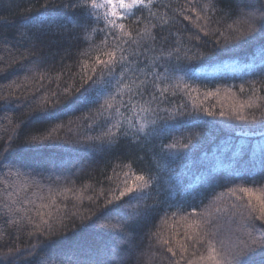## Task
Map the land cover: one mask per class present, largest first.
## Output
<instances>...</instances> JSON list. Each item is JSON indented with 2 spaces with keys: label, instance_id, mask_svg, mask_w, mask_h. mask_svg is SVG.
<instances>
[{
  "label": "trees",
  "instance_id": "16d2710c",
  "mask_svg": "<svg viewBox=\"0 0 264 264\" xmlns=\"http://www.w3.org/2000/svg\"><path fill=\"white\" fill-rule=\"evenodd\" d=\"M74 2L76 0H0V61H3L0 63L3 69L0 92L7 96L8 86L13 81L28 88V91L19 90L14 97L0 99V264H136L142 253L150 254V264H175L179 256L172 258L156 243L153 233L161 229L162 220L167 216L169 227L164 236L174 240L183 238L186 229L181 217L193 209L211 214L215 226L208 230L217 232L214 239L223 240L225 245L235 242L237 236L243 235L236 223L238 218L223 211L235 198L225 197L215 204L213 200L217 194L238 185L257 191L264 189V173L259 167L264 127L229 118L233 109L252 94L250 85L255 84L260 89L264 80V43L260 37L225 44L218 34L203 37L201 33L200 41L188 45H196L188 53L191 59L184 57V50L179 60L175 53L169 58L167 53L171 47L168 45L161 55V36L179 31L187 40L198 30L192 21L176 15L175 10L182 5L185 9L188 7V0H153L151 11L158 16L166 12L169 18L175 16V27L154 29L157 35V43L151 45L154 50L138 55V63L129 66L131 71H126V76L130 80L136 72L145 80L148 91L158 96L160 89H167L166 99L160 105L162 119L157 120L156 125L148 124L147 135L141 133L137 138L129 132L127 138L120 136L109 144L96 139L107 129L104 117L90 118L104 103L107 92L97 97L98 103L87 106L66 107L72 97L58 95V105L49 103L38 107L52 92L59 94L69 86L79 85L80 64L86 59L81 53L90 45H98L105 35L92 32L91 28L85 32L72 25L69 32H49L50 25L75 22L81 17V9L69 6ZM205 2L196 0L197 4ZM244 3H254V0H220L217 8L230 12ZM98 11L102 16L106 10ZM136 16L148 17L149 9L136 12ZM213 19L220 23H212L211 28L219 27L227 34V25L232 20L222 13ZM92 27H104L103 20ZM217 39L219 45L215 43ZM33 51L35 55L31 54ZM13 57L17 62L8 66ZM41 74L45 75L43 81L25 80V77ZM111 90L115 92L116 81L112 82ZM257 95L264 96V91H258ZM148 98L145 94L144 99ZM123 99L127 100L128 96L125 94ZM133 103L142 102L137 98ZM163 109L172 112L173 117ZM221 112L227 115L222 117ZM251 112L259 119L260 112L256 109L244 110L245 115ZM138 113V108L121 109V118H126L125 128L130 122L139 124L144 114ZM154 128L160 131L153 132ZM49 134L51 139L31 142V137ZM185 143L190 146L183 148ZM171 144H176V149L162 150V145ZM251 161H256L254 168L250 167ZM129 163L133 170L151 172L158 178V196L154 191L141 202L142 206L153 205L157 199L159 203L153 210L128 222L123 235L132 243L125 244L111 228L120 221L124 208L105 205L108 190L114 188L127 171L122 165ZM102 190L105 195L100 194ZM89 196L93 199L89 200ZM53 199L61 208L67 206L65 211L69 216L63 226L57 224L51 236L30 235V227L13 225L12 214L4 207L5 204L24 207L35 216L41 204ZM14 201L18 202L13 204ZM217 208L222 211L217 212ZM73 212L79 215H71ZM173 212L177 213L175 217ZM83 217L91 219L82 220ZM262 228L264 225L256 221V232ZM118 250L119 255H116ZM253 259L259 262L261 257L257 254Z\"/></svg>",
  "mask_w": 264,
  "mask_h": 264
},
{
  "label": "snow or ice",
  "instance_id": "6c2138e0",
  "mask_svg": "<svg viewBox=\"0 0 264 264\" xmlns=\"http://www.w3.org/2000/svg\"><path fill=\"white\" fill-rule=\"evenodd\" d=\"M219 2L220 0H206L203 4H197L196 0H188V7L186 9L182 5L179 9L175 10L176 15L182 16L183 20L192 21L198 31L189 36L187 40L184 39L179 31L175 33L170 31L169 36H161V55L164 54L165 45H168L171 47V50L167 53L169 58L175 53L176 59L179 60L180 53L184 50V57L191 59L192 57L188 53L196 45L192 44L191 47L188 45L192 41H200L202 39L201 33L203 37L218 34L224 38L225 44L255 39L257 36L264 43V0H254V3H244L243 6L233 8L230 12H223V10L218 9L217 4ZM69 6L73 9H81V17L76 19L75 22H59L55 23L54 26L50 25L49 32L54 31V34L69 32L71 31L69 25H72L85 32L91 28L92 32L99 31L105 33V35L98 45H90L87 51L81 53V56L86 57V59L82 60L80 64L79 85L69 86L59 94L52 92L51 97L42 101L38 107H45L49 103L52 106L58 105L60 103V100L56 98L58 95L72 97L68 100V103L65 105L66 107L72 105L87 106L98 103L97 97L101 93L107 92L104 103L97 109L95 116L90 117L91 119L104 117L107 124V129L102 134V137L96 139L111 144L120 136L127 138L129 132H132V135L137 138H140L141 133L147 135L146 128L148 124L156 125L157 120L162 119L159 116V112L162 110L160 109V105L166 99L164 93L167 89H160L158 96L155 92L148 91L145 80L140 79L136 72L132 73V78L129 80L126 76V71H131L129 66L133 63H138V55H143L147 51L154 50L151 47V45L157 43V35L153 31L154 29H163L164 26L169 25L175 27L173 23L175 16L169 18L167 12L162 16L153 13L151 11L153 0H103V2H100V0H76V2L71 3ZM144 8L149 9V16L137 17L136 12ZM99 9L106 10L102 16L98 11ZM108 9H111V11H107ZM185 12L189 14H185ZM218 13H222L232 20V23L227 25V34L225 31H221L219 27L213 29L210 26L212 23H220V21L213 19ZM101 20L104 22V27H92L93 24H99ZM124 21H130V23L126 24ZM109 37H111V42L109 41ZM170 37H174V39H170ZM39 39L40 37L38 36L37 40ZM215 43L219 45L220 40L217 39ZM31 54L35 55V51ZM195 55L203 58L200 53H196ZM16 62L13 57L8 62V66ZM0 63H3V61H0ZM2 70L0 68V71ZM29 79L33 82L37 80L43 81L45 75L25 77V80ZM113 81H116L114 93L111 90ZM152 86L153 88L157 87L155 81H153ZM19 90L28 91V88L13 81L8 86L7 96H4L0 92V99L14 97ZM240 91H244L243 86H241ZM250 91L252 94L248 100L234 108L229 118L244 124L258 123L261 127H264V103H260V101H264V96L257 95L258 91H264V80L261 81L260 89H257L255 84L250 85ZM125 94L128 96L127 100L123 99ZM145 94L149 97L147 100L144 99ZM175 94V92L172 93L173 96ZM117 97H120V99H117ZM137 98L142 103H133ZM154 104L156 105L155 108L152 107ZM129 107L132 109L138 108L139 113H143L144 115L141 116L138 125L130 122L128 127L125 128L126 118H121V109ZM245 109H256L259 111V119L254 112L245 115ZM163 111H167L170 117L174 115L167 109H163ZM207 114L212 115L211 112ZM219 115L223 117L227 114L221 112ZM149 117L154 118L149 119ZM157 131H160V129H153V132ZM48 139H51V134L46 137H31V142L35 143ZM189 146V143L182 145L183 148H188ZM161 147L162 150L170 151L176 149L177 145H162ZM255 166L256 161H251L250 167L254 168ZM122 167L127 169L123 173L124 178L116 183L114 188L108 190L105 206L116 204L117 207L124 208L120 221L112 225L111 228L121 236L125 244H131L132 241L128 236L123 234L128 226V222L153 210L154 205L159 203L158 199L154 201L153 205L143 204L142 206L141 203L149 198L154 191H156L158 196V189H156L158 178L153 176L151 172L145 174L143 171L137 172L133 170L130 163L124 164ZM259 167L261 172L264 173V146H261ZM113 172L115 176V169ZM112 179L113 177H109V180ZM208 179L210 181L212 178L209 177ZM8 187L11 188V185H8ZM68 191L73 190L68 189ZM100 194L105 195L103 190ZM225 197L235 198L229 208L223 211H228L232 218H238L236 223L239 225V231L243 235L237 236L235 242L230 241L229 244L225 245L223 240L214 239L217 236V232H210L208 230L210 227L215 226L211 214L198 213L193 209L192 212L181 217L185 222L186 229L183 238L174 240L172 237L166 238L164 236V231L168 230L169 227L166 216L162 220L161 229L153 233V236L156 239V243L161 245L167 253H170L172 258L179 256V259L175 260V264H180V261H183L184 264H264V228L259 233L255 229L256 221L264 225V189L257 191L254 188L243 185L230 187L226 193L221 192L217 194L214 197L213 204L223 201ZM77 199H80V197L78 196ZM88 199L92 200L93 197L89 196ZM17 202L14 201L13 204ZM28 203H31V201ZM4 207L12 214L11 223L20 227H30L32 229L29 233L30 235L51 236L56 232L57 224L59 223L60 226H63L64 219L69 216V213L65 211L67 206L65 205V208H61L54 199L50 203L41 204L40 209L36 210L35 216L30 215L29 209L24 207L15 208L8 204H5ZM42 209H48V211L45 212ZM216 211L221 212L222 209L217 208ZM20 213H23V215L19 219H16L15 217ZM71 215L78 216L79 213L73 212ZM176 215L177 213H172L173 217ZM83 219H91V217H83ZM201 248L203 251H200ZM129 251L131 250L129 249ZM115 254L119 255V250ZM257 254L261 257L259 262L253 259ZM150 261V254L142 253L136 264H150Z\"/></svg>",
  "mask_w": 264,
  "mask_h": 264
}]
</instances>
